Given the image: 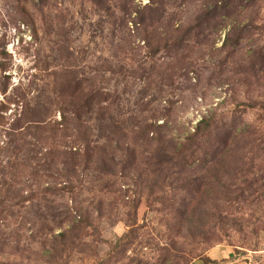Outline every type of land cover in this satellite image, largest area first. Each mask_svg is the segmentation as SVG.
Wrapping results in <instances>:
<instances>
[{
  "label": "rangeland",
  "instance_id": "374dc122",
  "mask_svg": "<svg viewBox=\"0 0 264 264\" xmlns=\"http://www.w3.org/2000/svg\"><path fill=\"white\" fill-rule=\"evenodd\" d=\"M156 1L0 0V89L7 83L6 93H13L15 87L25 93L27 118L59 121L55 90L70 82L110 92L115 99L108 103L111 127L115 126V138L125 134L121 142H129L138 120L163 125L161 144L149 139L131 143L133 164L124 168L119 161L111 173L96 168L99 148L90 150L91 162L82 171L84 144H72L75 135L67 133L56 146L66 158L53 164L51 172L71 163L76 169L69 179L60 174L39 177V189L51 187L55 193L34 196L23 203L18 215L0 223V261L264 264V0L237 4L231 0L226 6L227 0ZM185 29L210 31L208 41L172 47L174 30ZM228 31L231 39L242 33L232 49L231 39H225ZM215 62H222L221 84L210 76L217 71ZM2 104L8 105L0 93ZM14 110L11 104L2 113L8 120L0 126V146L8 138L4 129H10L21 105L15 116ZM210 110L232 123L231 147L237 148L233 156L244 155L235 170L240 175L242 169L246 175L235 186L231 184L236 189L234 199L214 204L218 210L200 205L201 213H215L206 220L210 226L187 225L175 248L177 230L167 225L171 221L168 202L159 199L168 189L155 186L162 182L159 172L168 169L154 171L159 159L156 148L167 151L183 142ZM66 113L73 117L71 109ZM70 123L73 126L75 121ZM86 126L89 129L83 132L91 136V145H101V151L111 148L104 143L111 127L99 128L93 116ZM28 133L30 151L23 160L30 169L43 163L49 146L38 141L40 134L33 129ZM252 137L255 141L249 142ZM243 145L251 151L240 150ZM75 149L79 156L70 157ZM2 157L5 162L6 156ZM126 159L122 153L120 160ZM10 170L0 166V186ZM180 195L176 192L175 199ZM176 202L169 203L176 206ZM82 213L89 219L83 225Z\"/></svg>",
  "mask_w": 264,
  "mask_h": 264
},
{
  "label": "trees",
  "instance_id": "16d2710c",
  "mask_svg": "<svg viewBox=\"0 0 264 264\" xmlns=\"http://www.w3.org/2000/svg\"><path fill=\"white\" fill-rule=\"evenodd\" d=\"M151 1L153 3L157 2L156 0ZM161 1L162 0H159V2ZM230 1L231 0H227L224 2L225 6ZM235 1L237 4V2H241L242 0ZM248 1L254 2V0ZM209 33L210 31H189L188 29L184 31L174 30V38L171 39L170 43L172 47L188 46L191 41L206 43ZM231 38L230 31H228L225 39L230 40ZM240 38H242L241 32L238 33L234 39H231L229 49H232L231 47H233L234 44H238ZM228 52L227 56H229L232 51L229 50ZM216 63L217 62L213 64V67H215L217 71L211 72L210 76H212V79L216 76V81L218 78V84H221L222 77L219 76V74L222 71V62L219 64ZM7 88L8 84L6 83L0 89V93L8 103V105H0V126L4 127L7 124L8 119L2 113L8 109L11 104H14L15 107L14 116L19 105H21V111H19V116H15L12 119L10 129H4L8 138L4 140L0 146V166L11 168L9 173L3 176V179L1 178L0 223L9 221V219L16 216V213L18 215V211H21L23 203L27 200H31L34 196H46L47 194L55 193V191L51 190V187L39 189V177L47 176L51 178L58 174L63 176L64 179H69L71 177V174L76 169L75 163H71V167L67 166L55 174L51 172L53 164L62 162L66 158V155H63L61 151L59 152L56 146L67 133L71 132L75 135V139L71 142L72 144H84L82 153L85 158L82 160L83 167L81 170L85 171L91 162L92 154L90 150L94 151L99 148L96 154L98 153L101 157H99V162L96 163V168L107 173H111L110 171L113 170L115 164L119 161H121L120 164L124 168H127L128 164H133L134 150L130 149L131 143L135 144L139 140L143 142L144 139H149V142L152 141L161 144L160 141L163 140L162 133L159 131L163 127L161 123L158 124L156 121L140 120L133 124L135 130L129 137V142H121V137L125 134L121 135L119 138L116 137V139L115 126L111 127L113 124L111 121L113 116L108 112V103L112 104L115 99L110 95L109 91H103L101 88L88 89L83 87V85L80 86L78 84L77 86L76 83L70 82L61 85L59 90H55L59 94L58 109L60 110L61 118L59 121L54 120V122H46L44 120L45 117L39 119L34 117V115L27 118L25 93L20 91L19 87H15V90L11 94L6 93ZM63 88L68 93L64 91L63 94L65 95L62 97L60 95L62 94L61 90H63ZM68 109H71L73 112L72 118L66 113ZM215 111L216 110H210L206 115L201 117L195 125L194 130L184 137L183 142L171 145L167 151H165L166 149L163 147L156 148L157 157L159 156V159L156 163L158 167H156L154 171L157 170V172H159L164 167L168 169L159 172V174L163 175L161 178L162 182H157L155 186L168 189L163 196H160L162 198L159 197V199L161 200L164 198V202H168L167 209L170 214L169 217L173 222L171 223L170 221L167 225H172L173 228L177 230L175 234V236L177 235V239L173 242L175 248H177L179 244L178 240L182 236L187 225H199L206 228L210 226V223H208L209 221L206 220H211L215 213H201L199 208L201 207L200 205L204 204L212 208L215 207L214 204L219 205L218 200L234 199L236 195H233V192L236 189L232 190V186H235L236 182L241 181L243 176L246 175L243 174L242 169L239 170L240 175L235 170V166L242 161L244 155L240 152L239 158H234L233 156V154L237 152V148L231 147L233 133L235 132L232 128V123H225L222 119V115L216 114ZM24 116L25 120H22L21 117ZM91 116L96 119L99 128L109 126L110 129L111 127V131L104 142L108 145L111 144V148L107 146L102 148L101 151V145L95 144L93 146L89 143L91 136L89 134H84L83 131L86 128L89 129V127L86 126V120ZM219 118L221 119L220 122H218ZM71 119L75 121V123H72L73 126H70ZM22 121L24 122L22 123ZM106 121H110L109 125ZM32 129L36 131L37 134H40L38 141L40 139L39 142L43 146H49V150L45 151L43 154V163H37L34 167L28 169V164L23 158L24 155L30 151V148L26 145V138L27 135L30 134L28 130ZM72 130L74 131L72 132ZM121 130L123 131V129ZM240 132L242 133V130H240ZM150 134L151 137H149ZM241 138L242 135H239V139ZM244 138H246L245 135L243 139ZM251 141H255L253 137L249 139V142ZM107 148V152L104 153ZM244 148L245 145L241 146L240 150H250ZM74 151L70 152L72 154L70 157L75 155H77V157L79 156V150L75 149ZM118 152H120L119 156L117 155ZM122 153L126 154L128 157L125 162L120 160ZM1 154L6 156L5 162ZM102 154H104V157H102ZM229 158H231V161H229ZM179 161H183L185 163L184 166L180 164L176 165ZM54 170L56 171V169ZM39 171H42L41 175H39ZM26 188L28 191L24 190ZM219 188H222L221 192L218 191ZM176 192L181 193L180 197L177 199H175ZM152 193L154 194V191H152ZM176 200V206H174V204L170 205V201ZM215 208L218 210V207ZM203 214L207 216L202 218ZM82 215L83 216H79V219L83 225L89 222V219L87 214L82 213ZM203 227L198 228L205 230ZM190 232L192 237L196 236L194 229H191ZM186 235L190 236L189 232H187ZM0 264L8 263L0 261Z\"/></svg>",
  "mask_w": 264,
  "mask_h": 264
},
{
  "label": "snow or ice",
  "instance_id": "6c2138e0",
  "mask_svg": "<svg viewBox=\"0 0 264 264\" xmlns=\"http://www.w3.org/2000/svg\"><path fill=\"white\" fill-rule=\"evenodd\" d=\"M145 2H147V0H145Z\"/></svg>",
  "mask_w": 264,
  "mask_h": 264
}]
</instances>
